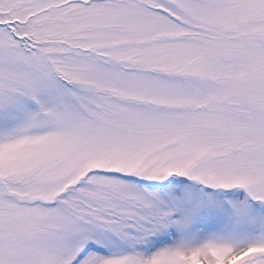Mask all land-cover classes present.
Here are the masks:
<instances>
[{"label":"snow or ice","instance_id":"1","mask_svg":"<svg viewBox=\"0 0 264 264\" xmlns=\"http://www.w3.org/2000/svg\"><path fill=\"white\" fill-rule=\"evenodd\" d=\"M0 264H264V0H0Z\"/></svg>","mask_w":264,"mask_h":264}]
</instances>
